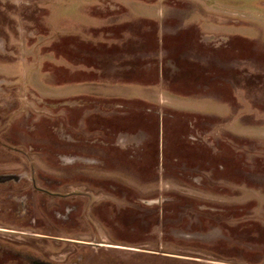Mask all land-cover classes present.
I'll return each instance as SVG.
<instances>
[{"label": "rangeland", "instance_id": "1", "mask_svg": "<svg viewBox=\"0 0 264 264\" xmlns=\"http://www.w3.org/2000/svg\"><path fill=\"white\" fill-rule=\"evenodd\" d=\"M230 3L0 0V264H264V154L215 151L211 117L168 105L213 112L216 104L174 102L162 61L147 70L157 16L170 18L160 31L173 32L184 19L203 26ZM258 25L248 54L259 72L237 67L233 94L245 85L264 94ZM139 71L156 85L126 92L139 98L103 97L124 92L105 83ZM230 72L219 73L223 89ZM257 122L264 126V115ZM233 167L243 184L228 188Z\"/></svg>", "mask_w": 264, "mask_h": 264}, {"label": "crops", "instance_id": "2", "mask_svg": "<svg viewBox=\"0 0 264 264\" xmlns=\"http://www.w3.org/2000/svg\"><path fill=\"white\" fill-rule=\"evenodd\" d=\"M229 1L231 2L230 4H220L218 7L213 8V15L207 18V21L202 18L204 24L201 22L200 24L203 26L196 24L194 21L184 19L181 27L175 31L162 32L160 31L159 24L161 25L162 22H166L170 20V18L168 16L166 18L157 16L155 20H153L154 23L150 26L152 29L154 28L153 37L158 39V44L154 43L151 49L152 52H149L147 55V57L149 56L147 59L154 60L153 66H149L150 68L147 70L157 72L156 66L160 65V61H162L161 64L167 68L166 78L168 80V86H166V88L172 93L170 96L173 97L174 102L176 101L175 97L178 96L187 98L206 97L207 101L212 100L213 103L216 104V109L213 112L206 109L195 110L191 108H180L173 103L168 105L170 106L169 108L172 109V113L211 117L213 119L212 133L216 146L215 151L220 152L223 150L224 152L225 150L228 151V155H233L234 153L236 154L238 150H244V156L260 160V154H264V126L259 124L260 122L258 123L257 120L260 121L264 115V110L261 109L260 106L261 102H263V97H261V95L264 94L259 91L260 86L254 87L252 85V87L251 85H245L243 91L234 92V94L230 88L233 87L232 82H235L232 78L237 67L243 65L245 71L259 72V67L250 61L248 52L254 44L253 35L261 33L258 29V24L264 25V1L262 0L261 4L257 5L255 8L251 7L250 4L244 6L236 5L235 2L239 0ZM110 31L113 33L112 30ZM112 33L110 34L111 36ZM107 36L108 35H106V37ZM193 39L197 45L193 44ZM167 41L170 42V45H174L181 50V59H177L175 58L177 56L169 54V48L167 46L169 44H167ZM205 43L211 45H209V47H204ZM206 48L209 49L207 50L208 52H205ZM222 49L227 51L226 56H222V53H220ZM162 50H164L165 53H162ZM211 52H213V55ZM137 55L141 54L138 52L136 53V56ZM135 59L140 60V57ZM206 65L208 67L211 66V68L209 67V69L203 70V67ZM176 67L181 69L180 79L178 80L173 78L174 75L177 74L175 71ZM223 67L231 71L230 78H227L228 74H225L228 89H223V84L220 83L219 73L222 71ZM141 75L149 76V73L139 71L134 73L133 77L135 78L130 76L132 77L130 80H119L117 83H105L106 85H111L110 87L120 86L124 89V92L118 94L107 93L104 94L103 97L139 98L140 94L126 95V92H129V89L133 85L151 86L156 85L157 82L156 79L150 80V78L148 81L142 82ZM234 76H236V74ZM249 77V75H246V78ZM175 81L177 85L178 82H180L179 87L176 85ZM83 82H85V80ZM136 91L137 90H135V92ZM151 103L152 105L155 104L161 107L158 102L152 101ZM132 104L134 105V103H131V105ZM151 108L155 107L153 106ZM112 109L107 108L106 115L110 114ZM129 109L130 108H122L119 113L125 116L126 112H124V110L129 112ZM90 113L93 114L94 112ZM240 114H245L246 118L243 119L239 116ZM118 115L120 116V114ZM253 115L261 116V118L254 120L252 117ZM247 116H250V119H248ZM255 122H257L258 125L255 126ZM225 146L228 147V149ZM243 146L244 149L242 148ZM254 149L256 151L258 150L257 154L253 153ZM235 169L237 170L236 167ZM235 169L229 171L228 188H231L232 185L240 186L243 184V182L238 180V178H241V173L236 172ZM245 173L248 174L250 172L245 171Z\"/></svg>", "mask_w": 264, "mask_h": 264}, {"label": "trees", "instance_id": "3", "mask_svg": "<svg viewBox=\"0 0 264 264\" xmlns=\"http://www.w3.org/2000/svg\"><path fill=\"white\" fill-rule=\"evenodd\" d=\"M196 116V119H197V115H195Z\"/></svg>", "mask_w": 264, "mask_h": 264}]
</instances>
